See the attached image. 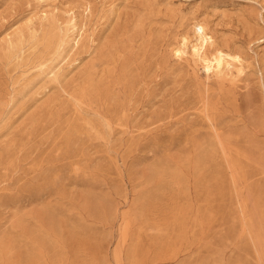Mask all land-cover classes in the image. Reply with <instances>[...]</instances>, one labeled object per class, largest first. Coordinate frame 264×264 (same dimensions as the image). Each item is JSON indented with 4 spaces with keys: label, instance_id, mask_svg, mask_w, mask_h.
<instances>
[{
    "label": "rangeland",
    "instance_id": "374dc122",
    "mask_svg": "<svg viewBox=\"0 0 264 264\" xmlns=\"http://www.w3.org/2000/svg\"><path fill=\"white\" fill-rule=\"evenodd\" d=\"M0 264H264V0H0Z\"/></svg>",
    "mask_w": 264,
    "mask_h": 264
},
{
    "label": "bare ground",
    "instance_id": "6f19581e",
    "mask_svg": "<svg viewBox=\"0 0 264 264\" xmlns=\"http://www.w3.org/2000/svg\"><path fill=\"white\" fill-rule=\"evenodd\" d=\"M196 36L198 42L192 45L193 52L199 59L202 69L209 78H223L226 75L228 76L238 65L243 64L244 59L240 53L228 52V50L223 47L215 48L211 55L207 54L206 46L213 38L208 34L206 26L200 22L196 24ZM188 40L189 39L186 37L184 38V46L187 44ZM183 52L184 50L181 48L176 50L178 55L183 54Z\"/></svg>",
    "mask_w": 264,
    "mask_h": 264
}]
</instances>
